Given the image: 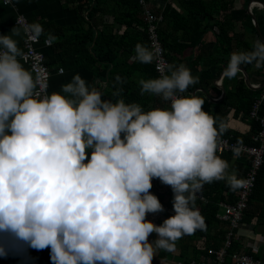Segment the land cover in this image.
Wrapping results in <instances>:
<instances>
[{"label": "clouds", "instance_id": "1", "mask_svg": "<svg viewBox=\"0 0 264 264\" xmlns=\"http://www.w3.org/2000/svg\"><path fill=\"white\" fill-rule=\"evenodd\" d=\"M17 25L0 34V235L49 248L52 264H152L158 250L174 251L177 240L206 228L194 205L204 184L248 186L218 155L224 123L217 127L202 110L205 98L185 95L199 82L185 64L165 62L158 47L134 46V61L160 65L158 77L137 80L140 94L167 107L145 111L126 103L121 87L112 92L115 100L105 99L78 73L48 93L20 62L24 52L14 37L43 35L46 46L57 37L24 17ZM246 64L264 66L260 38L230 53L222 77L235 78ZM124 82L115 77V85ZM231 151L239 157L242 141ZM152 179L173 193L175 215L160 225L146 219L164 210L150 192Z\"/></svg>", "mask_w": 264, "mask_h": 264}, {"label": "crops", "instance_id": "2", "mask_svg": "<svg viewBox=\"0 0 264 264\" xmlns=\"http://www.w3.org/2000/svg\"><path fill=\"white\" fill-rule=\"evenodd\" d=\"M186 1L184 0V2ZM167 2L179 13L184 14L186 12L180 0H149V6L153 11L161 12ZM250 11L254 18L257 15L261 17L260 29L258 26L257 28L264 41L263 11L256 5L251 6ZM228 13L236 24L235 26L232 25V28L228 30L227 35L230 37V41L226 53L218 44L217 26L212 20L204 19H201L202 32L198 41L189 43L187 39L184 40V37H181L183 36L182 31L178 29L172 33V39L175 45L177 43H183L184 46L179 51H174L175 45L170 50H164L167 53L166 58L169 64L183 63L191 70L193 76L199 78V83L196 84V87L186 95L194 94L198 97L205 98L202 110L211 114L217 120V125L220 122L224 123L226 131L228 132L226 136H231L232 139L242 141L244 144H254L255 142L252 136L257 129V123L248 117V114L244 112V107L246 108L248 100L252 101L259 92L264 91V66L260 69H255L253 65H241L244 72L241 71L235 78L227 79L222 77V71L229 60L230 53L243 50L241 47L242 42L252 43L258 38L255 29H251L245 21L248 15L247 3L242 5L238 1L236 5L233 1L232 6L228 9ZM17 14H22L29 23L34 21L39 22L45 33L51 31L54 35L60 29L68 32L66 28L74 24L76 20L75 10L63 5L59 0H11L8 4L0 1V34H10L11 28L18 26L14 22ZM216 16L218 19L223 17L221 12H218ZM103 17H105L106 21L113 22V30L118 34L127 27L125 23L113 19L111 15L103 16V14L97 15L96 24H99ZM120 18L123 20L122 16ZM249 20L251 23L250 17ZM178 23H182V21L179 20ZM56 37L57 40L51 46L45 45L43 41L45 40V36L43 35L34 43L35 48L43 53L44 62L49 70L47 92L60 91L61 85L69 82L72 76L78 73L87 83L97 87L105 96L108 87L105 84L103 74L97 75L94 67L82 66L77 52H64L65 48L58 46L56 43L61 37L59 35ZM22 38L23 32L14 37L20 48ZM133 57L134 51L132 50L126 57V62L133 66L129 75L130 79L137 82L140 79V68ZM21 63L28 70L26 64ZM59 68L62 71L57 73V69ZM244 76L246 82L252 89L246 85ZM240 83L247 90L245 91L247 92L245 99L241 100L238 96L239 93L227 102L224 97L225 91H237L240 88L238 86ZM149 102L151 103L152 100ZM162 106L167 107L166 102ZM229 163L232 168L237 170L238 175L243 177L247 168V160L242 156L234 157L231 153ZM202 200L205 201V198L203 197ZM173 215L175 213L171 205L167 214H161L160 212L155 214L148 213L146 219L155 225H160L165 219ZM235 233L236 238H233L231 241L229 251L236 250L247 253L254 258L264 259V171L256 180L247 207L243 211ZM155 239V233L150 234L148 237L149 242ZM219 240L220 238H217V240L213 241L218 242V245H220L221 240ZM206 243H212V241L205 242L204 236H200L199 240L195 242L196 249H199L200 252L202 250L207 251L208 248H213V246L206 245ZM0 245H3L7 251L6 256H0V264H51L49 262V248L37 250L23 242L13 241L3 235H0ZM179 245L180 239L176 241L174 251L158 250L153 258L152 264H186L189 260L195 258L192 254L191 247H188L184 251V257L179 256ZM161 251H163L162 254H160ZM205 255H199V260H206Z\"/></svg>", "mask_w": 264, "mask_h": 264}, {"label": "trees", "instance_id": "3", "mask_svg": "<svg viewBox=\"0 0 264 264\" xmlns=\"http://www.w3.org/2000/svg\"><path fill=\"white\" fill-rule=\"evenodd\" d=\"M59 1L63 5L69 6L75 10L76 20L74 24L66 28L68 32H65L64 29L56 31L55 36L59 35V37H61L56 43L58 46L65 48L64 52H77L82 66L94 67L97 75L103 74L105 84L108 87L107 94L104 98L115 100L116 98L112 96V92L115 91V87H121L123 89L122 96L126 103H139L145 111L152 107H163L162 105L165 102L159 97L150 96L148 94L141 95L137 82L131 80L129 77L133 66L126 62V57L132 52L137 43L148 44L144 32V22L140 17V9L136 2L134 0ZM233 1L234 0H187L184 2V0H180V3L186 10L184 14L176 11L168 2L165 3L161 11L162 21L158 25V35L161 45L164 49L170 50V48L175 45L172 39V33L178 29H181L183 35L181 37H184V40L187 39L189 43L198 41L202 32L201 19H204L212 20L217 26L218 44L226 53L230 41V37L227 35L228 30L232 28V25L235 26L236 24L228 13V9L232 6ZM247 1L248 0H241L242 5H245ZM260 1L264 3V0ZM218 12H221L223 16L221 19H218L216 16ZM99 14H103V16L111 15L113 19L125 23L127 27L118 34L113 30V22L106 21L105 17L101 19L99 24H96L97 15ZM120 16H122L124 21ZM179 20H181L182 23H178ZM245 21L251 29H254L248 15ZM255 22L260 29L261 17L258 15L255 16ZM251 45L252 43H241L243 50L250 49ZM183 46V43H177L174 51H179ZM166 54L167 53H165V56L167 57ZM136 64L140 68V78H156L152 64H141L139 62H136ZM117 75L125 81L123 84L115 85V77ZM238 86L240 88L237 91H225L224 97L227 102L239 93L238 96L241 100L245 99L247 93L245 91L247 90L242 83ZM194 87H196V84L190 86L185 95L190 93ZM150 100L154 102L150 103ZM250 102L251 100H248L246 108L244 107V112L246 113L249 110ZM227 134V131L223 133L224 136ZM218 155L227 161L231 158V153L228 151L220 152ZM263 171L264 159L257 173L256 180ZM152 183L155 189H162L165 186L158 179H152ZM236 191L227 187L223 181L204 184L202 190L199 191L198 194L202 195L205 201L196 197L194 205L204 218L206 228L204 230H197L192 235H185L180 239L179 256L184 257V251L188 247H191L192 254L195 257L193 260L198 259L199 255L206 254L205 250L199 252V249H196L195 242L199 240L200 236H204L205 242L209 240L212 241V243H206V245H211L213 248L219 246L218 242L213 240H217V238L222 240L225 231V223L215 217V214L220 211L218 202H232L235 199ZM150 192L158 198L163 206L164 210L160 213L167 214L169 207L172 205L173 193L171 188L168 187L166 192L158 193L151 187ZM162 252L163 251H161L160 254H162ZM49 262L52 264L50 258ZM223 264L230 263L225 262Z\"/></svg>", "mask_w": 264, "mask_h": 264}, {"label": "built area", "instance_id": "4", "mask_svg": "<svg viewBox=\"0 0 264 264\" xmlns=\"http://www.w3.org/2000/svg\"><path fill=\"white\" fill-rule=\"evenodd\" d=\"M4 4L5 0H0ZM139 6V14L144 22V32L147 38V45L152 48L162 49V57L165 62L168 63L165 56V50L161 45L158 35V25L162 21V14L160 11H153L149 6V0H134ZM256 5L259 9L261 5L257 2H249L247 4V11L251 13L250 7ZM20 17H24L22 14H17L15 16L14 22L17 25V20ZM25 18V17H24ZM252 23V20H251ZM30 34L23 32V38L21 40V49L24 52V56L21 62L25 63L28 70L33 73L34 76H39L48 85L49 80V70L44 62L43 53L35 48L33 41L29 38ZM44 41V40H43ZM155 71V76L159 75V67L157 63L152 64ZM62 70L57 69V73ZM248 117L257 123V129L252 136L254 144H244V151L240 156L247 160V168L244 172L242 178L249 181V184L245 188L238 189L235 194V199L232 202L219 201L218 207L220 211L215 214V217L225 224V231L222 237L221 243L216 248H208L206 255L204 256L206 260L200 259L189 260L186 264H222L224 262H229L230 264H264V259L254 258L251 255L239 252L236 250L229 251L231 241L236 238L235 230L241 220L243 211L247 207V202L249 195L251 194L257 173L259 168L263 163V153H264V91H261L254 97L250 103L249 110L247 112ZM222 144L220 152L228 151L232 153L231 146L237 143V140L232 139L231 136H221ZM233 155V153H232ZM196 197L203 199L198 193Z\"/></svg>", "mask_w": 264, "mask_h": 264}, {"label": "water", "instance_id": "5", "mask_svg": "<svg viewBox=\"0 0 264 264\" xmlns=\"http://www.w3.org/2000/svg\"><path fill=\"white\" fill-rule=\"evenodd\" d=\"M251 1L259 3V4L261 5L262 11H263V13H264V3H263L262 1H260V0H248V1H247V4H248L249 2H251ZM247 13H248L250 19L252 20V24H253V26H254V29H255V31H256V33H257L258 38H260V39L262 40V42H264V41H263V38H262V36H261V33L259 32V30H258V28H257V24H256V22H255V18H254V16H253L251 13H249L248 11H247ZM241 71L244 72V71L242 70V68H241ZM244 81H245L246 85L248 86V88L252 89V87H250L249 84L246 82L245 76H244ZM151 183H152V181H151ZM168 187H169V186L165 185L164 189L159 191V190H157V189L154 188L153 183H152V189H154V190H155L156 192H158V193L166 192V191L168 190Z\"/></svg>", "mask_w": 264, "mask_h": 264}, {"label": "rangeland", "instance_id": "6", "mask_svg": "<svg viewBox=\"0 0 264 264\" xmlns=\"http://www.w3.org/2000/svg\"><path fill=\"white\" fill-rule=\"evenodd\" d=\"M238 1H239V3H241V0H234L236 5L238 4Z\"/></svg>", "mask_w": 264, "mask_h": 264}]
</instances>
